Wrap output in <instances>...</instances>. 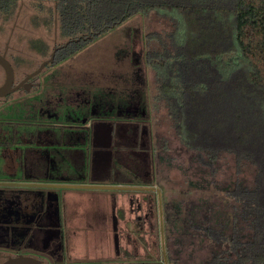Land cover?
I'll return each mask as SVG.
<instances>
[{"label": "rangeland", "instance_id": "rangeland-1", "mask_svg": "<svg viewBox=\"0 0 264 264\" xmlns=\"http://www.w3.org/2000/svg\"><path fill=\"white\" fill-rule=\"evenodd\" d=\"M45 4L49 6V2ZM18 5L8 19L4 20L0 16V42L6 40L17 42V46L21 49L18 55L22 59L20 63L27 67L25 69H32L38 65L41 58L26 49V42L42 41L47 43V49L50 51L54 43L61 44L66 38L59 35L56 27L44 22L43 17L48 14L46 9L38 10L30 0L20 1ZM162 29H166L165 24L153 12L135 15L119 27L100 36L57 67H62L63 72H69L68 69H79L80 71L75 70V72L81 73L82 77H85V70L97 78L95 87L101 89L99 91L88 94L87 91H82L83 85L76 93L72 91L70 94L65 91V94L70 97V103L77 104L76 109H80L81 116H84L92 106L93 111L102 118L105 117L104 120L97 119L96 124L107 126L105 128L111 125L112 119L117 125L116 122L123 120L146 117L144 132H147V136L143 134V146L140 152H146L147 160L145 162L144 157L140 156L141 158L138 157L137 161L133 160L131 165L139 164L140 172L155 184L153 193L139 188L123 192L127 189L104 191L96 188L58 187V185H89L86 182L97 186L101 184L100 182L108 180V158L96 161L93 155L87 156L86 144L77 143L78 134L73 144L65 140V153L85 161L82 162L79 158L71 160L68 154L64 170L57 172L51 169L48 172L49 180L53 181L54 185L47 188L10 187L18 193L31 192L34 195L37 192L38 197L41 195L48 197L46 207L55 203L60 207L58 200L68 193L80 194L81 198H71L69 202L73 204L75 200L79 203L78 208L82 210H79L78 214L77 210L73 211V207L69 208L70 219H67L69 222L73 220L77 222L74 225H66L68 255L74 258L72 260L89 259L100 262L121 260L117 259L113 252L111 224L102 225L98 222V217L105 215L106 207V215L110 214V200L106 199L107 206L100 208L101 203L93 198L94 195L97 197L100 195L98 192L106 195L108 191L109 195L114 194L116 198V205L114 204L116 217L128 218L127 223L117 224V236L119 246L128 248L131 253L129 261L150 260L151 263L156 261L158 264H208L209 256L215 250L219 251L225 246L232 247L233 252L234 249H241L239 240L241 224L233 218L230 205L225 206V203L233 202L230 195H225V190L231 188L235 181L250 187L254 168L249 161H236L232 154L222 152L214 161V170L211 171L198 162L195 151L180 144L170 126L163 104L155 98L156 83L152 71L143 63L144 51L147 47L155 46L154 41L147 45L146 36ZM10 30L14 32L11 38H9ZM117 50L119 54H116ZM57 68L56 71H58ZM115 73L120 76L126 75L128 82L118 80ZM104 85L107 87L105 88ZM91 95L93 97H90ZM73 96H75L74 99ZM128 116L131 119H127ZM100 136L104 140L107 138L106 141L110 140L108 129L101 132ZM71 147L72 150H70ZM100 147L104 150L109 149L106 144ZM9 150L12 155H19L17 148ZM129 162L125 157L123 163ZM85 164L86 169L92 173V177H86ZM40 176L35 178L39 179ZM29 177L26 171L23 178L32 179ZM18 178L20 175L8 177L0 173V181L18 180ZM117 199L120 200L119 205ZM210 204L215 205V209L211 212L213 217L211 221L213 222L217 217V223L223 226L224 223L228 225L223 229V236H226L227 240L223 239L219 243L208 235V238L202 235L199 221H194L197 225L195 230L188 227V222L193 220V217L200 216ZM93 212H95L94 218L86 219L88 221L86 223L82 217L92 215ZM89 223L92 225L87 226ZM212 225L218 227L215 222ZM74 227L76 233L73 231ZM128 237L129 244L126 242ZM231 238L234 239L233 243L230 242ZM255 251L256 247L252 243L251 245L247 243L244 255L249 257ZM233 252L230 255L232 257ZM224 256L227 257L229 254L225 252Z\"/></svg>", "mask_w": 264, "mask_h": 264}, {"label": "trees", "instance_id": "trees-1", "mask_svg": "<svg viewBox=\"0 0 264 264\" xmlns=\"http://www.w3.org/2000/svg\"><path fill=\"white\" fill-rule=\"evenodd\" d=\"M20 1L24 0H0V16L8 19ZM30 1L38 10H47L44 22L68 42L55 53L54 64L135 15L153 12L163 21L166 29L146 36L147 45L154 41L155 46L144 51L143 63L152 71L155 98L163 104L180 144L195 151L198 162L211 171L222 152L254 168L250 187L235 181L225 190L233 199L225 206L230 205L241 224V249L234 253L232 247H222L208 261L264 264V0ZM34 43H43L33 45L47 54V44ZM115 168L118 179L110 184L145 185L129 170ZM214 206L193 217L188 227L195 230L194 221H199L202 235L219 243L227 240L223 229L228 225L217 223V217L213 222L218 227L212 225ZM247 243L256 247L249 257L244 255Z\"/></svg>", "mask_w": 264, "mask_h": 264}, {"label": "flooded vegetation", "instance_id": "flooded-vegetation-1", "mask_svg": "<svg viewBox=\"0 0 264 264\" xmlns=\"http://www.w3.org/2000/svg\"><path fill=\"white\" fill-rule=\"evenodd\" d=\"M13 33V30H10L9 38L12 37ZM26 43V49L31 51V54L34 53L41 58L38 65L32 69H25L27 67L20 63L22 59L18 55H20L21 49L17 46V42L11 40L0 42V54L7 59L13 69L12 91L0 96V151H2L0 152V173L2 172L8 177L20 175L18 180L0 181V264L9 257L18 255L33 257L39 260L41 264H143V261H129L131 253L128 248L118 247L117 235L114 236L116 238L114 249L117 259L120 258L121 260L111 262L89 259H84V261L72 260L74 258L68 255L66 233L68 218L64 195L58 200L60 207L57 206V203H55L57 208L55 204L46 207L45 203L49 199L48 197L46 198L44 195L38 197L37 192L32 195L31 192L18 193L16 190L10 189V187L40 189L53 184V181L49 180L48 172L51 169L57 172L65 169L66 157L69 154L65 153V143L67 141L69 144L75 143L74 138L77 134V143L86 144L87 156L93 155L96 161L106 158L109 160L107 170L109 181L104 180L99 185L117 187L96 189L105 191L118 188L127 190L139 188L148 193H153V188H156L150 178L140 172L139 164L131 165V162L135 159L137 161L140 156L144 157L145 162L147 160L146 152H140L142 151L141 146H143V134L147 136V132H144L146 117L144 119L123 120V123L116 122L117 125L112 119L111 125L105 128L107 126L96 124L97 119L104 120L105 117L102 118L93 111L92 106L84 116H81L80 109H76L77 104L70 103V97L65 94V91L70 94L72 91L76 93L78 89L82 88V85L84 87L82 91H87L88 94L99 91L101 89L95 87L97 78L85 70V77H82L81 73L75 72V70L80 71L79 69H68L69 72H63L62 67H57L65 60L54 64V57L51 63L45 64L38 73L32 74L44 60L50 57L54 49H56L55 56V53L63 46L54 43L51 50L47 51L46 55H42L38 51V47L33 45L34 42ZM42 44L36 43L35 45ZM0 75L1 87L5 82V73L1 66ZM115 76L118 80L128 82L126 75L120 76L117 73ZM126 82L125 84H128ZM127 119L131 118L128 116ZM105 129L109 131L110 140L108 141H106L107 138L104 140L100 136ZM93 132L94 134L96 132L94 138ZM93 139L95 140L93 141ZM103 144H106L109 149H102L100 145ZM26 145L28 146L26 147ZM11 148H17L16 151L19 155H12L9 150ZM69 156L71 160L79 158H75L71 154ZM125 157L130 161L129 163H123ZM79 160L83 162L84 159L79 158ZM115 165L129 170L133 175L139 177L145 185L110 184L117 181L120 172L119 169L115 168ZM26 171L30 175L29 178L32 179L23 178ZM85 172H87L86 177H92V173L86 169V164ZM39 176V179L35 178ZM86 183L91 185V182ZM21 184L27 185L21 186ZM127 190H123V192H130ZM109 200L110 215H107L112 219L111 227L113 228L115 224L117 228L118 218L115 215L116 198L114 194L110 195ZM69 204L72 207L75 205L74 201L73 204L70 202ZM60 210L62 211L61 215ZM106 212L107 210L105 214ZM55 214L57 215L55 216ZM93 215L95 212L85 219L92 220ZM122 219L124 223H127L128 218L126 216ZM73 231L75 233V227ZM126 242L129 244V237ZM151 264L158 263L154 261Z\"/></svg>", "mask_w": 264, "mask_h": 264}, {"label": "water", "instance_id": "water-1", "mask_svg": "<svg viewBox=\"0 0 264 264\" xmlns=\"http://www.w3.org/2000/svg\"><path fill=\"white\" fill-rule=\"evenodd\" d=\"M89 37V36H87ZM87 37H83V40H85ZM79 38L77 39H73L74 41H77ZM68 42H65L64 44H62L61 46H65ZM56 49H54L51 54L50 57L47 58L46 60H44L39 67L32 72V74H36L38 73L45 64L47 63H51L53 61V57H54V52ZM0 66L3 68L4 73H5V82L4 84L0 87V96L6 95L9 92L12 91L11 88V83L13 80V69L10 65V63L7 61V59H5V57L3 55L0 54ZM20 185V184H19ZM27 185V184H25ZM23 184H21V186H25ZM50 185H54V184H50ZM56 185V184H55ZM74 187V188H115L117 186H105V185H95V184H91V185H86V184H82V185H58V187ZM1 264H41V262L33 257H29V256H23V255H18V256H14V257H9L8 259H6L5 261H3Z\"/></svg>", "mask_w": 264, "mask_h": 264}, {"label": "crops", "instance_id": "crops-1", "mask_svg": "<svg viewBox=\"0 0 264 264\" xmlns=\"http://www.w3.org/2000/svg\"><path fill=\"white\" fill-rule=\"evenodd\" d=\"M111 192V191H110ZM100 195L97 197V196H95L94 195V199H96V200H98L100 203H101V207H104V206H107V202H105V200L106 199H108L109 197H110V195L108 194L109 193V191L106 193V195L105 194H101L100 192H98ZM113 193V192H112ZM71 198H81V196H80V194L79 193H76V192H74V193H68V194H66L65 195V204H66V216H67V218H69L70 219V217H69V214H70V211H69V208H71L72 206L69 204V201H70V199ZM74 201V204L75 205H73V211L74 210H77V213L79 214V210H82L81 208H78L79 207V203H77L75 200H73ZM117 202H118V205H119V203H120V200L119 199H117ZM105 208V207H104ZM106 210H107V207L105 208ZM57 211V210H56ZM57 214H58V212H57ZM57 214H55V216L57 215ZM110 215V214H109ZM109 215H102V216H99V217H101V218H99L98 219V222L100 223V224H102V225H106V224H108V223H110L111 224V217L109 216ZM82 217V216H81ZM87 216L85 215L84 217H82V218H86ZM76 219H77V217H76ZM109 220V221H108ZM113 220L115 221V219L113 218ZM84 221H86V219L84 220ZM77 222V221H76ZM76 222H75V220H73V221H71V222H69L68 220H67V223H68V225H74V224H76ZM83 222V221H82ZM88 222V221H87ZM123 223H124V221H122V219L121 218H118L117 219V224H119V225H123ZM92 224H89V225H87V226H91ZM115 227V228H114ZM114 227L112 228L111 227V230H112V232H111V234H112V241H113V252L115 253L114 255L116 256V252H115V249H114V244H115V239L116 238H114V236L115 235H117V228H116V225L114 224ZM75 233H76V231H75ZM82 233V232H81ZM118 241H119V238H118ZM118 247H120L119 246V244H118ZM101 251V250H100ZM144 263L143 264H151L150 263V260H147V261H143Z\"/></svg>", "mask_w": 264, "mask_h": 264}]
</instances>
